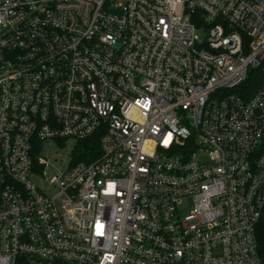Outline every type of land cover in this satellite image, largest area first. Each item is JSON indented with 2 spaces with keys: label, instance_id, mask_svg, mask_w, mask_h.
<instances>
[{
  "label": "built area",
  "instance_id": "1",
  "mask_svg": "<svg viewBox=\"0 0 264 264\" xmlns=\"http://www.w3.org/2000/svg\"><path fill=\"white\" fill-rule=\"evenodd\" d=\"M262 222L264 0H0V264H263Z\"/></svg>",
  "mask_w": 264,
  "mask_h": 264
},
{
  "label": "trees",
  "instance_id": "2",
  "mask_svg": "<svg viewBox=\"0 0 264 264\" xmlns=\"http://www.w3.org/2000/svg\"><path fill=\"white\" fill-rule=\"evenodd\" d=\"M256 72L251 73L249 79L245 83V87L255 91L260 84V76L255 75ZM258 74V73H257ZM100 137L95 136L85 142H82L76 152L75 161L76 162H86L91 163L95 161L100 155ZM257 239L259 245V254L264 264V223H260L257 228Z\"/></svg>",
  "mask_w": 264,
  "mask_h": 264
}]
</instances>
